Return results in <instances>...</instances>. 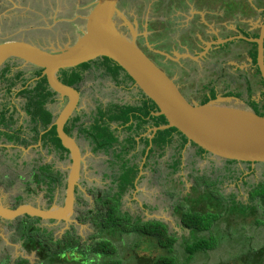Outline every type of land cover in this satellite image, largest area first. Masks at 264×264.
Returning <instances> with one entry per match:
<instances>
[{
    "label": "rangeland",
    "instance_id": "374dc122",
    "mask_svg": "<svg viewBox=\"0 0 264 264\" xmlns=\"http://www.w3.org/2000/svg\"><path fill=\"white\" fill-rule=\"evenodd\" d=\"M96 1L0 0V43L26 40L42 48L59 51L82 34L85 17ZM248 6L256 7L258 13L252 12ZM263 10L264 0H120L118 12L114 16V24L121 35L128 39H134L154 62L156 61L165 72L177 80L189 100L198 103L199 99L205 95L211 96L210 89L215 88L218 102L214 106L250 112L252 109L247 102L249 88L245 79L250 80L252 96L257 100L262 99L263 86L260 84L261 76L256 73L255 67L247 56L250 46L246 44L247 42L237 41L241 39L240 36H243L240 31L248 34L259 32L264 23L261 14ZM205 20L207 25H203ZM214 33L219 35L221 41L232 37L229 40H236L235 45H229L226 49L221 50L215 44L216 47L211 48L208 53L202 49L204 44L200 45V48L198 47L199 39L205 41V36L211 37ZM233 36L238 37L234 38ZM93 67L94 65L87 69L80 85L83 97L78 114L82 116L84 129L95 124L100 107L106 108L107 105L115 103L134 106L140 105L142 100L137 89L132 90L123 83H115L110 74H107L102 67ZM29 68L31 69V66ZM229 91L240 93L241 97H224L223 95ZM64 104L65 102L55 105L47 103L45 108L57 115ZM7 114L4 115L6 118L10 115ZM22 115L26 120L24 122L19 119V113L15 118L16 122L24 124L26 130L24 132L21 130L18 133L19 140L24 136L23 133L27 134L29 138L26 140L29 141V145L33 146L28 148L24 146L25 151L21 153L16 151V153L21 156L22 153L29 154L30 159L25 162L30 165L22 172L12 173V176L22 174L25 181L30 178L29 182L33 183L34 178L31 175L33 169L42 166L40 163H43L52 164V169L56 171L58 167L54 164L58 159L55 157L56 151H50V147H44L32 139L35 131L34 133L30 132L33 126L31 116L25 113ZM4 116L0 112V119ZM14 126L16 123L10 128ZM112 128H115V124H112ZM0 129L5 130L1 125ZM37 130L40 135L46 132L39 127ZM90 131L93 136L97 133L93 128ZM117 134L120 138L125 136V132ZM81 135L85 136L83 133ZM83 137L81 138L83 162L79 184L83 188L84 195L79 191L76 207L70 220L68 222L42 220L38 223L30 221L26 224L29 227L35 226L40 229L34 233L38 240L46 239V248L50 250L57 248V241H59L64 252H68L70 249L72 256L75 252L76 254L81 252L77 264H84L83 256L88 257L92 262L96 260L94 263L97 264L99 263L98 257L95 258V254L90 252V248L96 242L98 230L91 219L95 218V221H100L97 213L101 195L106 197L108 193L113 192L112 187L115 186L114 182L122 171L123 162L115 157L116 154L113 150L107 153L95 151L91 141H85ZM14 141H16L15 138H12L11 142ZM142 146L140 145L139 149ZM196 151V148L187 145L180 152L178 143H174L166 151L164 157L159 160L158 165L149 164L146 167L145 176L139 185V192L136 191L133 198L127 195L123 199L125 201L122 211L128 210L133 216L140 214L143 221L159 220L167 224L170 233L177 237L175 245L177 252H175L178 261L183 257L181 250L183 239H190L192 236L188 229L181 226L180 218L174 213L173 207L177 205L181 209H186V206L190 205V201L199 204V197L205 199V203L218 197L219 200L223 199L227 203L234 204L237 210L239 212L241 210L242 213L244 209H248V207L244 208L246 204L243 203L244 207L242 208L236 204L239 203L238 198L233 199L227 196L242 195L239 199L246 201L247 189L245 190L242 185L241 189H236L235 181L229 178L230 173L227 169L244 170V176L250 182L257 183L264 179V165H255L253 173H250L245 169L248 164L240 163L239 165L236 163L230 167L225 164L224 160L209 155L201 158ZM179 153H181L182 167L179 172L173 173L169 165L172 164L175 156H180ZM137 160L138 158L132 159L135 162H138ZM58 166L67 175L69 163H59ZM5 170L7 171L0 167L2 189L0 199H2V205L13 207L15 204L13 196L17 195L19 187L15 190L14 195L8 191V186L1 181V176L6 174ZM54 175L56 174H53L52 171H47L45 176H39V180L48 182V176L55 177ZM197 176H201L199 180L201 179L202 184L198 186V190L191 192V188L195 185L196 178L194 177ZM215 179L223 182L220 186L222 193L217 185H212ZM212 187L216 189L215 192L212 191ZM50 195H46L45 190L31 193L24 196L23 199H18L16 205L22 203L44 208L49 205H58L54 201L53 193ZM64 197L65 186L63 185L61 197L60 199L57 197L56 200L59 199L63 203ZM187 197H190V201H186ZM200 204L202 205V203ZM184 205L186 206L183 207ZM241 213H239L238 221L236 220L237 225L233 221L234 218H237L233 213L231 217L224 216L220 224L221 234H219L221 238H225L223 243H219L212 250L199 252L196 254L194 262L190 264H239V262L230 259L235 258L238 261L248 255L249 248L255 249L264 246V223L257 225L253 223L254 220H259L255 215L244 219ZM85 217L88 219L85 220ZM16 224L19 225L18 220L2 221L0 224V234L3 233L6 236L8 243L10 241L16 245L15 248H11L6 241L0 240V264H11L10 261L13 262V260L9 258L10 255L13 259L17 258L18 261L21 257L18 253L19 246L21 247L25 242L20 240L19 230L21 227ZM67 230L70 231V235L65 236L64 233ZM210 234L213 233L199 232L197 237H210ZM71 235L72 239H70ZM219 235L214 234L213 237L219 239ZM126 239L127 236L123 238L124 242H117L118 252L115 255L122 260L123 264H139L136 256L153 258L162 253L165 254V250L155 242H140V247L135 248V252L138 254L134 255L130 245L125 243ZM146 247L147 249H145ZM20 252L24 255L23 258L26 257L25 259L29 260H27L28 264H49L46 261L42 262L41 255L37 252L32 254ZM60 258L63 259L62 256ZM178 264H183V262Z\"/></svg>",
    "mask_w": 264,
    "mask_h": 264
},
{
    "label": "trees",
    "instance_id": "16d2710c",
    "mask_svg": "<svg viewBox=\"0 0 264 264\" xmlns=\"http://www.w3.org/2000/svg\"><path fill=\"white\" fill-rule=\"evenodd\" d=\"M248 8L254 12H257L256 7L248 6ZM264 17V10L261 13ZM243 34L244 37L247 38H257L259 33H251L248 34L244 31H240V34ZM244 41V42H242ZM240 43H246L250 46L248 53L250 54V59L253 65H257V44L251 43L246 40L240 39ZM234 43V42H232ZM228 46V45H227ZM94 65L93 68L102 67L107 74H110L113 81L115 83H123L126 87L131 89L134 86L133 80L128 76V74L114 61L110 60L106 57L98 58L94 61H90L88 63H84L75 68H68L62 70L64 74L63 83L68 86H78L82 80L84 79V74L87 69H90ZM256 73L260 75V71L258 67L255 68ZM10 72V67L6 66L2 71L1 78L8 82V86L6 91L8 95H10L11 88L20 80L19 76L23 72H17L18 74L15 76V79L7 77V74ZM33 73L38 77V80L35 82V85L30 89H25L21 93L27 96V113L31 115V123L32 131L34 136L32 139L34 141H42L44 147H50V151L61 152L62 154L66 153L67 150L62 146L61 140L57 136L56 127L53 126L50 128L53 123L55 116L45 108L47 103L53 101L55 92L50 90L47 79L45 77H41L42 70L34 69ZM261 76V75H260ZM18 79V80H17ZM23 79H21L22 81ZM24 82L26 80H23ZM248 91V104L250 105L252 111L259 116L263 115L264 110V92H262V99L257 100L252 96V89L250 85V80L245 79ZM260 84L264 87V83L262 78L260 79ZM229 89V86H227ZM211 96H204L200 99V105L206 104L210 100H214L216 98L217 92L215 88H211ZM140 93V92H139ZM142 100L140 105L128 106L121 105L115 103L114 105L109 104L106 108L100 107L99 115L97 121L94 125L91 126L97 133L93 136L91 131L89 130L87 133L90 134L92 138V142L94 143V149L96 151H103L107 153L109 150H113L116 154L115 157L118 158L121 162H123L122 171L114 182L115 186L113 187V192L111 194H107L106 197L101 195L100 207L98 209V217L100 221L97 222L91 219V222L95 224L98 230V236L96 237L95 244L90 248L92 254H95V258L98 257L99 263L97 264H123L120 258L115 257L118 252V244L117 242H124L123 238L127 236L125 243L130 245L132 249V253L138 254L135 252V248L140 247V242H155L158 244L160 248L165 250V254H160L156 257H143L136 256L137 262L139 264H178L179 262H183V264L193 263L196 259V254L199 252H204L208 250H212L213 247H216L219 243H223L225 238H221L219 234L221 228V221L224 219V216L228 215L231 217L233 213L234 218L233 221L236 223L238 221L239 213L236 206L234 204H230L225 202L223 199L215 197L214 200L205 203V199L199 197V203L194 204L190 201V197L186 199V201H190V205L186 206V209H181L180 207H173L174 213L177 214L180 218V224L183 228L188 229L190 231V235L192 236L190 239H183L182 244V253L183 257L180 261L176 256L177 250H175V245L177 243V237L175 234L170 233L167 224L159 221H143V218L140 214H136L133 216L129 213L128 210L122 211V206L124 204V197L130 196L133 198V191H135L136 186L141 183V180L138 178L145 176V174L139 177L141 171L146 169L149 164H159V160L164 157L166 151L174 144L178 143V149L183 150L185 146L188 144V140L182 134H180L175 128L160 130L157 131L153 139L150 141L149 134L147 135V131L151 128L159 127L167 124L166 118L164 116H155L153 113L158 112L156 104L147 98L142 93ZM224 97H236L240 98V93H235L229 91L223 95ZM8 103L3 102L1 106L4 108L1 111V114L4 116L5 113H8V118L4 116V118L0 119V125L3 127H7L10 124L16 123V119L13 118V114L9 112V108L7 106ZM112 124H115V128H112ZM38 127L41 130H46L45 134L41 136L39 134ZM119 127L121 129H119ZM87 130V129H86ZM85 130V131H86ZM11 131H13L11 129ZM17 129L10 134H7L10 139L15 138V140H19ZM16 132V133H15ZM38 132V133H37ZM93 132V131H92ZM125 136L120 138L117 133H124ZM146 134V136H144ZM178 135L179 139L176 140L175 137ZM26 142V140L24 141ZM29 143V141H28ZM27 143V144H28ZM149 149V153L147 156V163L144 164L143 169H140V162L144 158L146 151ZM139 145H143L141 150H137ZM192 147L196 148V153L203 158L204 155L207 154L203 149L195 146V144H191ZM139 151V152H138ZM68 153V152H67ZM131 153V156H130ZM180 156L175 158L172 161V164L169 165V168L172 169L173 173L179 172L182 167L181 161V153ZM67 155V154H66ZM128 156L130 157L128 159ZM66 158H68L66 156ZM139 158V162L132 161V159ZM155 158V159H154ZM154 159V160H153ZM226 165L230 166L236 164L233 161H226ZM264 165V164H263ZM229 167V168H230ZM42 168V167H41ZM248 172L253 173V167L248 164L245 168ZM41 170H45L51 172L52 164H46ZM230 170V169H227ZM60 180H64L65 176L62 173H59ZM205 176V175H204ZM198 177V176H197ZM194 180L195 185L191 188V192L198 190V186L202 184V182L198 178ZM230 179L235 181L236 189H241L244 187L247 193L246 201L240 200L239 195H228V198H238L239 203L236 204L240 207H248V209H244L243 214L244 219L249 217L250 215H255L257 219L254 220L253 223L259 225L260 223H264V179L254 183L248 181L246 176H244V170L236 169L233 175L229 176ZM56 180L59 179L55 178ZM55 181V180H54ZM223 182L221 180L215 179L212 185H217L220 192L221 185ZM63 185V183L61 184ZM48 192L52 193L55 189V186H51V183L48 184ZM213 192L216 191L215 188H211ZM244 190V191H245ZM219 192V193H220ZM50 193H48L50 195ZM220 193V194H221ZM223 195V194H222ZM51 196V195H50ZM224 196V195H223ZM52 199V198H51ZM242 202V203H240ZM49 205L48 207H50ZM106 208V211H104ZM251 209V210H250ZM227 210H229L227 212ZM230 212V213H229ZM250 212V214H249ZM89 217V216H88ZM88 217L84 219L87 220ZM33 223L41 222L39 218H32ZM228 227V226H227ZM230 228V227H228ZM39 228L35 226L29 227L25 224V228L22 229V232L19 238H23L26 234L27 240L24 243V248L27 250L37 249V253L41 255V260L46 261L49 264H77L78 256L81 252H76L73 256L70 253V249L67 251H63L62 246L57 244V248H53L52 250L45 248L41 245L40 241L34 238L32 232L39 231ZM199 232H208L213 233L210 234V237H197ZM219 235V239L213 237V235ZM70 235V231L66 232V236ZM231 236V234H229ZM228 236V237H229ZM72 235L71 238L72 239ZM23 241L22 239H20ZM125 245V244H124ZM65 248V247H64ZM95 248V249H94ZM147 249V247L145 248ZM176 251V252H175ZM70 256H69V255ZM84 253L82 252V255ZM63 257L60 258V257ZM84 257V264H95L88 259V257ZM10 258V257H9ZM248 258V259H247ZM247 259V260H246ZM40 260V261H41ZM231 261L239 262V264H264V246L258 247L255 249L248 250V255L245 258L235 259L231 258ZM41 262V263H42ZM11 264H28L27 260L20 259L19 261H13ZM46 264V263H45Z\"/></svg>",
    "mask_w": 264,
    "mask_h": 264
},
{
    "label": "water",
    "instance_id": "95a60500",
    "mask_svg": "<svg viewBox=\"0 0 264 264\" xmlns=\"http://www.w3.org/2000/svg\"><path fill=\"white\" fill-rule=\"evenodd\" d=\"M119 2L97 0L85 17L82 34L59 51H50L26 40L0 43V70L10 59L42 69L41 76L47 79L50 90L66 99L52 126L56 127L62 146L70 153L63 206L44 209L32 205L13 208L0 204V218L13 220L28 215L47 221L70 220L83 157L76 141L64 132V125L77 110L79 92L74 86L60 81L58 73L101 57L119 65L133 80L137 90L156 104L158 112L153 114L166 118L167 124L150 129V141L157 131L175 128L186 137L188 145L195 144L213 158L252 166L264 164V110L259 116L253 111L217 107L214 105L218 97L203 105L188 101L174 79L150 59L134 39H128L116 30L114 16ZM260 30L257 38H240L257 44V67L264 83V23Z\"/></svg>",
    "mask_w": 264,
    "mask_h": 264
},
{
    "label": "flooded vegetation",
    "instance_id": "af4514ba",
    "mask_svg": "<svg viewBox=\"0 0 264 264\" xmlns=\"http://www.w3.org/2000/svg\"><path fill=\"white\" fill-rule=\"evenodd\" d=\"M263 20H264V17L262 18ZM264 22V21H263ZM203 25H207L206 24V20L203 22ZM206 27V26H205ZM260 31L261 30H259V34H260ZM72 37H75V36H72ZM234 37V36H233ZM236 37H238V36H236ZM236 37H234V38H236ZM259 37V36H258ZM232 38V37H231ZM231 38H225L224 40H219V35L218 34H216V33H214V35H212L211 37H206L205 36V41H202L201 39H199L198 41H199V43H198V47L200 48V45H205L204 46V48H202V49H204L207 53L211 50V48H213V47H216L215 46V44L218 46V48H220L221 50L222 49H226V47H228L229 45L231 46V45H235L234 43H232V42H236V40H234V39H232V40H229V39H231ZM77 39V38H76ZM75 39V40H76ZM74 40V41H75ZM73 41V42H74ZM220 41V42H219ZM224 41V42H223ZM73 42H71V43H73ZM70 43V44H71ZM208 43V44H207ZM209 45V46H208ZM228 45V46H227ZM142 49V48H141ZM208 49V50H207ZM48 50H50L51 51V49H48ZM143 50V49H142ZM53 51V50H52ZM144 51V50H143ZM204 51V52H205ZM248 51L249 50H247V56L250 58V54L248 53ZM145 52V51H144ZM146 53V52H145ZM148 57H149V55H147ZM150 58V57H149ZM151 59V58H150ZM257 59V58H256ZM251 60V59H250ZM154 61V60H153ZM156 62V61H155ZM252 62V61H251ZM24 63H23V61H21V60H18V59H10L5 65H4V67H2V69L0 70V112L2 111V109L4 108L3 106H1L2 105V103H3V101H6V99H9V100H11V98L13 97V99L11 100L12 101V103L11 104H16V102L15 101H17L18 99H17V97L18 96H20V94H21V92L23 91V90H25V89H30L32 86H34L35 85V82L38 80V77H36V75L33 73V70L34 69H37V68H34V67H32L31 69L28 67V66H26L25 64H24V66H22ZM156 64L158 65V63L156 62ZM256 64H257V62H256ZM6 66H9L10 67V72L7 74V77H9V78H12V79H15V76L18 74L17 72H23L22 74H21V76H19V81L11 88V91H10V95H8V93H7V91H6V88H7V86H8V82H5L2 78H1V75H2V71L5 69V67ZM159 66V65H158ZM255 68H256V66L255 65H253ZM78 67V66H77ZM160 67V66H159ZM259 69V68H258ZM65 70V69H64ZM167 73V72H166ZM32 74V75H31ZM168 75H169V73H167ZM170 76V75H169ZM42 77V76H41ZM58 77H59V80L60 81H62L63 82V78H64V74H63V72H62V70L61 71H59V73H58ZM170 77H172V76H170ZM173 79H174V81L177 83V80L174 78V77H172ZM21 79H23V80H26L25 82L22 80L21 81ZM18 80V79H17ZM83 81V80H82ZM80 85H81V83L78 85V86H74L76 89H77V91L79 92V101H78V105H77V110L74 112V115L66 122V124L64 125V132L66 133V134H68L69 136H71L75 141H76V143H77V145H78V147L80 148V151H81V154H82V146H83V144H82V140H81V138L83 137L81 134L83 133L85 136L83 137V139L85 140V141H91V143H92V145H93V149H94V143L92 142V138H91V136H90V134L89 133H87L90 129H91V127H89V128H83V125H84V123L82 122V116H79V108H80V106H81V99H82V92H81V88H80ZM177 85H178V83H177ZM178 87H179V89H180V91H181V93L186 97V95L183 93L184 91L181 89V87L178 85ZM131 88H133L132 90H136V88L134 87V86H132ZM139 96H141V94L139 93L138 94ZM217 96V95H216ZM24 97H26V98H24ZM24 97H22L24 100H25V102H27L28 100H27V96L24 94ZM138 99H140V97H137ZM142 99V98H141ZM186 99L188 100V101H190L191 102V100H189V98H187L186 97ZM201 99V98H200ZM200 99H199V101H198V103H200ZM23 102V100L21 99V101H20V104ZM63 102H66V99H62L59 95H55L54 96V98H53V101L51 102V104L52 105H55V104H57V103H63ZM9 103H10V101H9ZM11 104L10 105H7L8 106V108H9V112L11 111V108L14 110L13 112H11L12 114H13V118L15 119L16 118V115H17V108H15V107H13V106H11ZM14 104V106H16ZM121 105H124V104H121ZM11 107V108H10ZM58 115V114H57ZM20 117V116H19ZM55 120L56 119H54V122H55ZM24 121H26L25 119H24ZM23 121V122H24ZM53 122V123H54ZM53 123H52V125H53ZM53 127V126H52ZM51 127V128H52ZM22 128H23V132L24 131H26L25 130V127H24V125H22ZM83 129H84V131H83ZM87 129V130H86ZM119 129H121L120 127H119ZM86 130V131H85ZM149 131V130H148ZM31 133H33V131L31 130L30 131ZM18 133H19V130H18ZM29 133V132H28ZM148 133V132H147ZM23 135L25 136V138L26 139H28L29 138V135H27V134H24L23 133ZM34 136V135H33ZM32 136V137H33ZM187 146V145H186ZM186 146H185V148H186ZM188 146H192L191 144H189ZM139 147H140V145L137 147V150H141V148L143 147H141L140 149H139ZM150 148H152V144H151V146H150ZM149 148V149H150ZM184 148V149H185ZM148 149V150H149ZM95 150V149H94ZM147 150V151H148ZM96 151V150H95ZM110 151V150H109ZM148 153H149V151H148ZM67 154V155H66ZM69 155H70V153L68 152H66V153H64V154H62L61 152L59 153V152H56L55 153V157H57V159H58V161L54 164V166H57L58 168V171H60L61 173H63L64 172V170L62 169V168H59V166H58V164L60 163V164H65L66 162H68V163H70V161H69V158H66V156L67 157H69ZM206 155H209V154H206ZM206 155H204V156H206ZM146 156V155H145ZM145 156H144V158L141 160V162H140V166H139V168L140 169H143V167H144V164L145 163H147V156H148V154H147V156H146V158H145ZM209 156H211V155H209ZM82 157H83V154H82ZM212 157V156H211ZM144 159H145V161H144ZM138 162H139V158H138V160H137ZM144 161V163L142 164V162ZM226 162V161H225ZM235 163H238V162H235ZM41 165H44L43 163H40ZM239 165H240V163H238ZM147 167V166H146ZM254 168V167H253ZM81 170H82V167H81ZM145 170V169H144ZM235 170L236 169H230V170H227L229 173H230V175H233V173L235 172ZM143 174H144V171H141ZM140 172V173H141ZM140 175V174H139ZM80 176H81V173H80ZM80 179V178H79ZM139 180H141V177H140V179ZM63 182H65L64 180H62V183ZM139 185H140V183L136 186V188H135V191H133V194L136 192V191H138L139 190ZM62 186L63 185H57V187L54 189V191L52 192L53 193V195L55 196V197H53L54 198V201L56 202V204H58V205H63L64 204V202L63 203H61V201L59 200L60 199V197H61V192H62ZM113 188V187H112ZM43 188H35V191H40V190H42ZM66 190V189H65ZM79 191H81V193L84 195V192H83V188L80 186V184H79V181H78V184H77V186H76V192H75V194H76V199H77V197H78V193H79ZM139 192V191H138ZM24 194H27L26 193V191H25V188L22 186L21 188H19V192L17 193V195H15V196H13V200L14 201H17L18 199H20V198H22L23 199V197H24ZM109 194V193H108ZM12 195H14V194H12ZM59 198L58 200H56V198ZM16 198V199H15ZM64 200H65V197H64ZM125 201V200H124ZM75 204H76V201H75ZM51 206H53V205H51ZM14 207V206H13ZM76 207V206H75ZM32 218L33 217H31V216H28V215H24V216H22V217H19V218H16L14 221H16V220H18L19 221V225H20V227H21V229H23V228H25V224L26 223H28V222H33V220H32ZM2 221H8L7 219H3V218H0V224H1V222ZM21 221V222H20ZM42 221V220H41ZM20 223H22L23 225L21 226V224ZM18 224H16V226H19ZM27 225V224H26ZM21 229L19 230L20 231V233H19V235L21 234V233H23V232H21ZM69 230V229H68ZM67 230V231H68ZM66 231V232H67ZM66 232L64 233V235L66 236ZM32 234H33V236H34V238L35 239H37V237L35 236V233L34 232H32ZM26 236H28L27 234L23 237V238H20V239H22L23 240V242H26V240H27V238H26ZM0 240H3L4 242L6 241H8V239H6V236H4V234L2 233V234H0ZM38 240V239H37ZM38 241H40V240H38ZM40 243H41V245L43 246V247H45L46 248V245H47V241H46V239L45 238H43V240H41L40 241ZM7 244H9L10 246H11V248L12 247H16V245H14L13 243H11L10 241H9V243L7 242ZM19 249L20 250H18V253H20V255L19 256H21L20 258H19V260L20 259H24V260H28V259H25V258H23L24 257V255L23 254H21V252L20 251H23L24 253H30V254H32L33 252H37L36 250L38 249H31V250H27V249H25L24 248V243L21 245V247L19 246ZM10 258H11V260H13V261H18V259L17 258H12V256L10 255L9 256ZM29 261V260H28Z\"/></svg>",
    "mask_w": 264,
    "mask_h": 264
},
{
    "label": "crops",
    "instance_id": "0c3cea01",
    "mask_svg": "<svg viewBox=\"0 0 264 264\" xmlns=\"http://www.w3.org/2000/svg\"><path fill=\"white\" fill-rule=\"evenodd\" d=\"M22 97H24V95H22V94H20V96L17 97L18 100L15 101L16 104L14 103L16 106H14V104H11L12 103L11 100L13 99V97L11 98V100L6 99V101H3V102L8 103L9 105L11 104V106L17 108V113H19V116H20L19 119L23 122L25 118L23 117L22 113L26 114L27 110H24V108H26L25 107V100ZM24 98H26V97H24ZM21 99L23 100V102L20 104ZM9 101H10V103H9ZM13 111L14 110L11 108L10 112H13ZM52 114L56 115L53 112H52ZM22 122L17 121L16 126H14L13 129L23 130L21 128L22 125H24V124H22ZM17 124H18V127H17ZM11 125H13V124H10L9 126H7L8 129H6L4 127V129H5L4 131H2V129H0V136H1L0 137V167L3 170H4V168L7 169V171L5 170L6 174H3L1 176V181L8 186L7 187L8 191H10L11 194H14L15 190L18 189V187L21 188L23 186V184H22L23 176H22V174L21 175L18 174L17 176H12V173L17 172V171L22 172L23 169H26L27 166L30 165V163L26 164V162H25V161H29V159H30L28 156L29 154L27 155V154L22 153V156H21V154H17L16 151H19L21 153L22 151H25L26 148L33 146V145L27 144L28 140H26L25 136H23V137L21 136L22 138L20 140H16L14 142H11L9 140L8 135H7V134H10V132H7V131L9 130V127H11ZM149 131H150V129H149ZM149 131H147L149 134V135L148 134L147 135L150 137ZM175 139L176 140L179 139L178 135H176ZM25 140H26V142H24ZM24 146H26L25 149H24ZM143 163H144V161L142 162V164ZM141 174H143V173L141 172ZM17 185H19V186H17ZM1 192H2V189H1V183H0V193ZM18 192H19V189H18ZM14 202L15 201L13 200V203ZM0 204H2V199H0Z\"/></svg>",
    "mask_w": 264,
    "mask_h": 264
},
{
    "label": "clouds",
    "instance_id": "9594fccd",
    "mask_svg": "<svg viewBox=\"0 0 264 264\" xmlns=\"http://www.w3.org/2000/svg\"><path fill=\"white\" fill-rule=\"evenodd\" d=\"M29 67V66H28ZM32 67H34V66H31V68ZM34 68H36V67H34ZM39 69V68H38ZM42 70V69H41ZM135 87V86H134ZM136 88V87H135ZM131 89H133V88H131ZM137 89V88H136ZM138 91V90H137ZM139 92V91H138ZM141 93V92H140ZM26 105H27V102H25V107H26ZM24 108V107H23ZM26 110H27V108H26ZM26 115H28V113H26ZM31 116V115H30ZM55 116V115H54ZM56 117H57V115L55 116V119H56ZM54 122V121H53ZM52 127V124H51V126H50V128ZM22 128V127H21ZM11 129L13 130V131H11ZM23 129V128H22ZM16 129H13V127L12 128H10L9 127V132L10 133H13L14 131H15ZM21 130H19V132H20ZM16 132H18V130L16 131ZM15 132V133H16ZM148 134V133H147ZM146 135V134H145ZM144 135V136H145ZM41 136H43V134L41 135ZM1 137V136H0ZM9 140L11 141V139L9 138ZM40 144H42V141L40 140V141H38ZM188 145V144H187ZM42 146H43V144H42ZM149 151V150H148ZM69 158V157H68ZM69 161H70V158H69ZM45 166H46V164H44ZM44 165H42V166H39V167H36L35 169H33L32 170V172H31V175H33V178H34V182L33 183H31V182H29L30 181V178L27 180V181H25L24 180V178H23V182H22V184H23V187L25 188V191H26V193L27 194H24V196H26V195H29V194H31V193H38L37 191H35V188H43L42 190H40V191H44L45 190V192H46V195L48 194V188H49V186H48V184L49 183H51V186H55V184H56V187H57V185H61L62 184V181L60 180V176H58L59 175V173H61L60 171H58V170H56V171H54L53 169L51 170L52 171V173L54 174H56V175H54L55 177H52V176H48V182L47 181H43V180H39V176H45V173L47 172V171H45V170H41L43 167H44ZM69 165H70V163H69ZM252 166V165H251ZM255 166V165H254ZM254 166H252V167H254ZM42 167V168H41ZM68 170H69V167H68ZM62 174H64V176H65V178H64V181L65 182H63V185L65 186V189H66V178H67V175H68V171H67V175H66V173L65 172H63ZM143 175V174H142ZM139 176H141V175H139ZM59 177V179L58 180H56L55 178H58ZM140 179V178H139ZM55 180V181H54ZM79 181V180H78ZM138 192V191H137ZM16 199V198H15ZM76 201V200H75ZM16 202H18V200L17 201H15V204H14V207L13 208H15V207H18V206H20V205H24V204H19V205H16ZM64 202V201H63ZM53 206H58V207H60V206H63V205H53ZM53 206H50V207H46V208H44V207H41V208H44V209H50L51 207H53ZM35 207H39V206H35ZM74 209H75V206H74ZM33 218H35V217H33ZM71 218V217H70ZM13 220H15V219H13ZM41 220V219H40ZM43 221H47V220H43ZM49 221V220H48ZM50 221H53V220H50ZM53 222H58V221H53Z\"/></svg>",
    "mask_w": 264,
    "mask_h": 264
}]
</instances>
